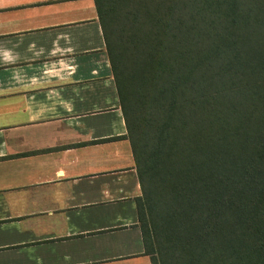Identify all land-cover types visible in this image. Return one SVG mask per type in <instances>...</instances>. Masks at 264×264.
<instances>
[{"label": "trees", "instance_id": "obj_1", "mask_svg": "<svg viewBox=\"0 0 264 264\" xmlns=\"http://www.w3.org/2000/svg\"><path fill=\"white\" fill-rule=\"evenodd\" d=\"M152 264H264V0H94Z\"/></svg>", "mask_w": 264, "mask_h": 264}, {"label": "crops", "instance_id": "obj_2", "mask_svg": "<svg viewBox=\"0 0 264 264\" xmlns=\"http://www.w3.org/2000/svg\"><path fill=\"white\" fill-rule=\"evenodd\" d=\"M94 0H0V264H152Z\"/></svg>", "mask_w": 264, "mask_h": 264}]
</instances>
